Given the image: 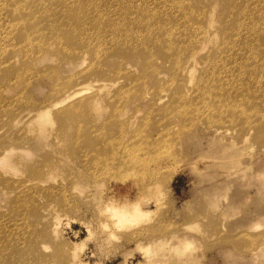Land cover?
<instances>
[{"label":"rangeland","instance_id":"obj_1","mask_svg":"<svg viewBox=\"0 0 264 264\" xmlns=\"http://www.w3.org/2000/svg\"><path fill=\"white\" fill-rule=\"evenodd\" d=\"M8 149L0 264H264V0H0Z\"/></svg>","mask_w":264,"mask_h":264},{"label":"bare ground","instance_id":"obj_2","mask_svg":"<svg viewBox=\"0 0 264 264\" xmlns=\"http://www.w3.org/2000/svg\"><path fill=\"white\" fill-rule=\"evenodd\" d=\"M20 17H21V15H20ZM82 62H84V61H82ZM99 82L100 81H96L94 86L97 88H101V87L106 86V83H103V82L99 83ZM89 89H90L89 86H79V87H73L72 89L67 90L64 93L62 92L63 94L60 93V96L58 97V98H60V100L59 99L53 100L52 102H54V103L52 105H50V108H58V107L66 104L67 102H70V101H71V103L69 104V106L65 107V108H67V111H71L74 108H99L92 96L91 97H82L84 95V93L87 92V90H89ZM79 96H81L80 97L81 100L73 103L74 102L73 100ZM253 130H254L253 127H249L248 130H244L243 134L240 135V140L245 141L248 138H250L251 135L253 134ZM87 132L88 133L86 135L82 131H73L71 137L74 141H76L78 143H80V141H79L80 136L88 137L89 141H88L87 146L85 147L87 154L84 152L83 157L89 159V158L98 156V154H102V149L106 146L104 144L105 140L103 137V135L105 133H102L99 131L92 132L90 130H88ZM9 151H11V149L4 151L0 155V160H3L7 156V153ZM150 184L151 185L147 186L146 188H141V190H143L142 193L145 194L144 195L145 197L142 200L138 201V203L134 204L133 207H128L127 209H116L114 211L113 216L116 218V221L117 220L118 221L131 220V222H134L136 220H139L140 218H149L148 216H150V212L153 211V209L151 208L152 202H157L159 205L162 204L161 203L162 198L160 197V195L156 196L157 199H153L152 196H150V193L155 188V183H150ZM183 238L184 237H180L179 235H177V238L173 242V244L181 241ZM168 240H169V237H165V238L161 239V242H163V241L168 242ZM186 263L189 264L188 261H185V264Z\"/></svg>","mask_w":264,"mask_h":264}]
</instances>
